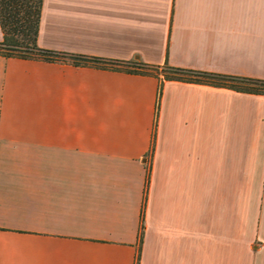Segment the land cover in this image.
<instances>
[{
    "label": "crops",
    "instance_id": "obj_1",
    "mask_svg": "<svg viewBox=\"0 0 264 264\" xmlns=\"http://www.w3.org/2000/svg\"><path fill=\"white\" fill-rule=\"evenodd\" d=\"M37 45L264 80V0H43ZM160 78L0 56V264H264V96Z\"/></svg>",
    "mask_w": 264,
    "mask_h": 264
},
{
    "label": "trees",
    "instance_id": "obj_2",
    "mask_svg": "<svg viewBox=\"0 0 264 264\" xmlns=\"http://www.w3.org/2000/svg\"><path fill=\"white\" fill-rule=\"evenodd\" d=\"M43 0H0V56L21 60L69 63L75 67H92L134 74H150L159 79L158 97L164 81L225 88L239 93L263 95L264 80L243 78L163 66H148L139 61L107 60L78 54L45 50L37 45ZM147 188V183H146ZM143 235V215L139 240Z\"/></svg>",
    "mask_w": 264,
    "mask_h": 264
}]
</instances>
